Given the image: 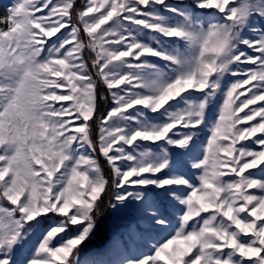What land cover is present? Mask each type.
<instances>
[{
  "label": "snow or ice",
  "instance_id": "1",
  "mask_svg": "<svg viewBox=\"0 0 264 264\" xmlns=\"http://www.w3.org/2000/svg\"><path fill=\"white\" fill-rule=\"evenodd\" d=\"M2 7L0 264H264V0Z\"/></svg>",
  "mask_w": 264,
  "mask_h": 264
},
{
  "label": "rangeland",
  "instance_id": "2",
  "mask_svg": "<svg viewBox=\"0 0 264 264\" xmlns=\"http://www.w3.org/2000/svg\"><path fill=\"white\" fill-rule=\"evenodd\" d=\"M0 2H1L0 13H2L3 11L2 5L5 4L7 0H0ZM107 239H108L107 235L101 233L100 236L97 237V240L94 241L92 245H90L91 247H89V251H99L105 246V244L107 243Z\"/></svg>",
  "mask_w": 264,
  "mask_h": 264
},
{
  "label": "trees",
  "instance_id": "3",
  "mask_svg": "<svg viewBox=\"0 0 264 264\" xmlns=\"http://www.w3.org/2000/svg\"><path fill=\"white\" fill-rule=\"evenodd\" d=\"M0 4H1V2H0ZM101 107L103 108V107H106V106H103V105H102ZM101 163H102V165H103V161H101ZM106 171H107V170H106ZM107 215H108V214H106V216H107ZM101 233H103L104 235H106V234L104 233V231H103V230H102V232H101ZM101 233H100V234H101ZM100 234H98V237L100 236ZM89 247H91V246H89Z\"/></svg>",
  "mask_w": 264,
  "mask_h": 264
}]
</instances>
